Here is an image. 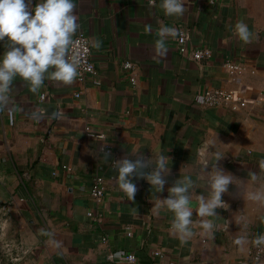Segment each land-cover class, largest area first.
<instances>
[{
	"label": "crops",
	"instance_id": "obj_1",
	"mask_svg": "<svg viewBox=\"0 0 264 264\" xmlns=\"http://www.w3.org/2000/svg\"><path fill=\"white\" fill-rule=\"evenodd\" d=\"M74 3L78 32L90 46L100 41L98 49L91 46L96 74L68 86L46 80L38 94L17 79L13 104L23 111L13 120L0 114V197L15 205L25 226L21 264H264V252L258 260L251 257L252 241L264 233V204L246 198L264 187V0H184L182 17L165 16L160 0L155 7L148 0ZM237 21L253 33L251 44L233 34ZM162 25L183 30L190 48L208 46L211 55L192 59L170 38L167 57L155 58ZM127 59L130 67L124 66ZM209 87L231 91L232 99L205 103L201 94ZM35 109H59L62 116L37 123L25 115ZM86 124L104 137L85 134ZM135 148L145 158L170 157V172L160 193L133 177L137 192L129 201L111 163L126 155L134 160ZM217 154L222 157L215 161ZM213 163L238 179L237 185L230 184L222 197L227 209L207 218L215 224L212 234L203 235L194 224V235L182 246L171 232L172 213H157L154 201L188 175L195 182V209ZM97 176L105 185L100 199L90 193ZM198 219L194 212L193 221ZM128 251L134 260L124 257Z\"/></svg>",
	"mask_w": 264,
	"mask_h": 264
},
{
	"label": "clouds",
	"instance_id": "obj_2",
	"mask_svg": "<svg viewBox=\"0 0 264 264\" xmlns=\"http://www.w3.org/2000/svg\"><path fill=\"white\" fill-rule=\"evenodd\" d=\"M148 3L149 6H156V0H148ZM76 7L74 0H38L35 5H31V0H0V45L4 48L0 53V114L6 112L9 120L14 119L15 112L23 111L13 104L12 92L17 79L30 93L38 94L46 80L68 86L80 76L82 56L74 50V38L79 29ZM159 8L167 17H182L186 12L184 0H160ZM232 30L238 41L245 45L252 43L253 33L243 21H237ZM145 32H152L150 25L145 27ZM156 35L153 55L158 59L166 58L169 51L167 41L176 39L180 31L162 25ZM184 35L187 38V33ZM91 46L98 49L100 41H93ZM25 115L39 123L45 119L58 120L62 113L59 109L51 113L46 109H35ZM104 153L107 162L110 156ZM130 154L136 158L129 159L126 155L111 163L112 171L116 173L113 178L127 200H135L137 186L133 177L146 180L155 193L163 192L166 184L164 177L170 172V157L158 153L155 157L145 158L140 148L133 149ZM221 157L217 154L215 161ZM261 163L264 164V161ZM208 164L209 161H203L205 169ZM209 172L206 194L198 197L195 209L190 206V192L195 182L188 175L173 182L167 189V197H157L154 201L157 213L160 210L172 213L171 232L182 246L194 235V224L202 229L203 235L212 234L215 224L207 218L218 216V208L227 209L228 205L222 197L228 193L230 184L237 185L238 179L215 163ZM251 179L257 180V174L252 173ZM246 198L264 204V187L248 192ZM194 212L199 218L195 222ZM235 243L240 245L243 240L238 238ZM252 243L258 248L264 246V233L257 235Z\"/></svg>",
	"mask_w": 264,
	"mask_h": 264
},
{
	"label": "built area",
	"instance_id": "obj_3",
	"mask_svg": "<svg viewBox=\"0 0 264 264\" xmlns=\"http://www.w3.org/2000/svg\"><path fill=\"white\" fill-rule=\"evenodd\" d=\"M185 32L183 30L180 31V35L176 38L177 39V47L180 53L188 55L192 59L199 60L204 57H209L211 55V48L208 46H204L201 48H190L187 44V39L185 38ZM74 43V50L77 51L82 56V66L80 69V76L77 78L80 81L84 80L87 75L94 76L96 74V65L91 55V46L89 38L83 32H77ZM224 64L227 65L230 69H238L239 65L229 58H224ZM132 65V61L129 59L124 61V66L130 67ZM76 95L79 94V91L75 93ZM43 96V95H41ZM232 92L220 87H209L205 89L202 94L201 98L205 103L211 105H219L226 103L232 99ZM232 108H236V105H231ZM85 134L89 136L103 138L104 133L101 130L94 129L91 125L86 124L84 126ZM104 151H109L110 147L107 145H102L100 147ZM64 167L68 168L66 165ZM105 188L104 181L100 176H97L90 189L91 195L95 199H100L103 195V190ZM91 213L90 211L88 212ZM264 252V246L256 247L253 245L251 249V257L253 260H258L262 253ZM124 257L127 260H134L135 254L131 251H128L124 254Z\"/></svg>",
	"mask_w": 264,
	"mask_h": 264
},
{
	"label": "rangeland",
	"instance_id": "obj_4",
	"mask_svg": "<svg viewBox=\"0 0 264 264\" xmlns=\"http://www.w3.org/2000/svg\"><path fill=\"white\" fill-rule=\"evenodd\" d=\"M25 226L15 205L0 197V264H21Z\"/></svg>",
	"mask_w": 264,
	"mask_h": 264
}]
</instances>
